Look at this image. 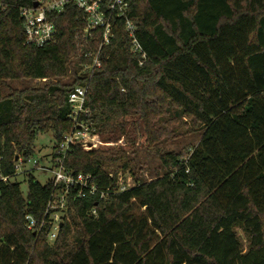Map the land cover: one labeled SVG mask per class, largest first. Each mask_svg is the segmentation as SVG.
<instances>
[{
	"label": "trees",
	"instance_id": "trees-1",
	"mask_svg": "<svg viewBox=\"0 0 264 264\" xmlns=\"http://www.w3.org/2000/svg\"><path fill=\"white\" fill-rule=\"evenodd\" d=\"M2 1L0 85L45 84L0 96V264H264V0H127L145 59L114 18V40L90 78L81 73L80 10L52 15L56 41L36 48L25 45L19 17L36 0ZM84 85L80 122L105 143L127 140L125 119L138 117L157 144L167 135L157 124L171 112L202 134L185 159L158 155L162 176L136 178L122 193L117 175L130 168L123 149L72 146L64 167L109 195L76 198L70 188L50 243L26 217L45 216L52 178L41 185L28 174L26 196L10 180L15 158L26 163L39 135L51 133L55 147L71 132L68 95Z\"/></svg>",
	"mask_w": 264,
	"mask_h": 264
},
{
	"label": "built area",
	"instance_id": "built-area-1",
	"mask_svg": "<svg viewBox=\"0 0 264 264\" xmlns=\"http://www.w3.org/2000/svg\"><path fill=\"white\" fill-rule=\"evenodd\" d=\"M35 3L36 7L32 5L20 8L19 17L22 21L25 45L36 48L53 44L56 41L57 30L50 19L52 15L61 14L68 6H74L82 12L85 27L81 33L83 44L80 54L87 63L82 65L81 73L88 78L94 70L101 67V51L110 46L114 40L112 28L114 18L124 22V31L130 40L131 52L140 54L141 58L145 59V54L136 38L137 28L127 17L129 9L127 0H36L33 4ZM5 8L6 5L0 0V15ZM93 42L95 46L92 45ZM141 64L142 61H140ZM86 92L87 85L76 86L68 95L69 117L73 122V127L71 132L64 136L62 142L52 148L50 168L40 166L38 161H33V169L52 173L53 193L41 221L26 217L27 229L35 235L44 233L48 242H53L58 235L67 207L66 196L70 188L76 189V198L98 194L100 199H105L109 195L108 191L97 187L90 175L75 174L67 170L63 164L72 146H80L85 151L96 147L93 143V138L97 137L94 128L80 122V116L88 113L84 108ZM28 163L30 159L24 163L21 158H17L16 171ZM0 180L5 182L7 178L1 177ZM116 186L115 192L117 193L125 192L133 187L124 183L121 177L117 178ZM92 214L94 215L95 212L93 211Z\"/></svg>",
	"mask_w": 264,
	"mask_h": 264
},
{
	"label": "rangeland",
	"instance_id": "rangeland-1",
	"mask_svg": "<svg viewBox=\"0 0 264 264\" xmlns=\"http://www.w3.org/2000/svg\"><path fill=\"white\" fill-rule=\"evenodd\" d=\"M70 79L65 78L62 83H69ZM45 84V80H14L7 81L4 85H0L1 98L8 96L13 91H20L25 88H38ZM166 120L165 123H162ZM127 122L125 132L128 139L121 137L116 142L105 143L101 135H97L93 140L95 143L92 149H123L130 160L129 170L117 176L121 177L124 183L133 186L136 178L149 181L164 174V169L159 159V154L175 153L180 154L184 159L193 146H196L200 140L202 130L195 127L189 119L176 115L171 112L170 115L161 117L157 126L167 129V135L160 137L161 140L157 144H150L146 141V135L138 117L125 119ZM138 124V125H137ZM53 148V139L51 133L39 135L34 143V154L30 158V163L24 165L16 171V176L10 181L19 184L23 196H26L28 188V174L41 185L47 184L52 178L50 171H40L33 169V161H38L40 166L50 168V156ZM117 177V178H118ZM143 210V209H141ZM238 234L246 246V240L240 230ZM51 243V242H50Z\"/></svg>",
	"mask_w": 264,
	"mask_h": 264
},
{
	"label": "water",
	"instance_id": "water-1",
	"mask_svg": "<svg viewBox=\"0 0 264 264\" xmlns=\"http://www.w3.org/2000/svg\"><path fill=\"white\" fill-rule=\"evenodd\" d=\"M36 5H37L36 3L33 4L34 7H36ZM15 160H17V158H15ZM61 226H62V223L60 224V228H61Z\"/></svg>",
	"mask_w": 264,
	"mask_h": 264
}]
</instances>
